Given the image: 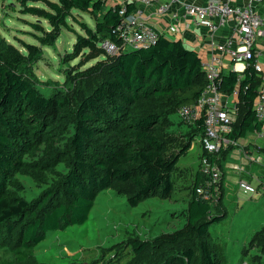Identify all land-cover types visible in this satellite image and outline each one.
Here are the masks:
<instances>
[{
  "label": "trees",
  "instance_id": "trees-1",
  "mask_svg": "<svg viewBox=\"0 0 264 264\" xmlns=\"http://www.w3.org/2000/svg\"><path fill=\"white\" fill-rule=\"evenodd\" d=\"M19 1L22 11L44 19L49 29L41 21L33 24L41 32L35 34L39 44L23 43L25 51L0 34V246H8L16 257L0 264H50L32 257L33 246L47 230L83 223L99 192L123 186L133 206L171 195L178 157L204 131L202 119L186 123L177 110L195 102L206 78L198 53L180 39L162 34L147 46L106 53L100 46L102 40L118 42L119 4L105 10V0H31L43 2L46 8ZM134 8V3L127 4V12ZM73 10L88 13L94 26L78 20L84 32L76 33L72 53L91 49L103 57L82 71L67 73L66 89L47 95L37 87L33 67L42 58V46L54 45L63 27L73 30L67 22L76 19ZM258 84L250 66L241 78L230 71L218 82L224 94L238 88V112L229 134L233 139L260 127L253 111ZM173 115L190 134L171 155L167 146L179 137L169 136L177 129ZM230 148L221 150L220 167ZM259 150L264 158V141ZM27 157L38 158L27 162ZM59 163L65 172L40 196L29 201L20 195L17 172L45 181L44 174L33 171L44 173ZM223 179L224 174L212 205L196 194L195 186L203 180L197 171L185 223L151 240L132 239L139 257L134 264H224L209 231L210 222L225 214ZM254 247L259 253L249 264H260L264 225L251 235L242 253Z\"/></svg>",
  "mask_w": 264,
  "mask_h": 264
},
{
  "label": "rangeland",
  "instance_id": "rangeland-1",
  "mask_svg": "<svg viewBox=\"0 0 264 264\" xmlns=\"http://www.w3.org/2000/svg\"><path fill=\"white\" fill-rule=\"evenodd\" d=\"M27 5L46 8L41 1L28 0ZM22 8L23 4L19 0H0V34L25 51L23 43L39 44L35 34L41 32L33 24L41 21L46 30L49 25L44 19L22 11ZM73 14L76 19L69 18L67 21L73 30L63 27L54 45L42 46V58L34 64L36 84L44 94H51L56 89H66L64 81L67 73L82 71L103 57L102 52L91 49L85 52L82 50L78 54L72 53L76 33L84 32L79 22L94 26V19L88 13L73 10ZM172 119L177 129L169 136L179 137L177 143L173 144L176 142L174 141L167 146L171 155L178 151L180 143L188 140L190 134L186 126L178 125L177 115H173ZM249 136L253 138L255 135ZM232 148L234 147L230 150ZM202 153L200 136L196 135L176 161L172 173L173 190L168 198L153 197L133 206L128 203L122 191L123 186L120 189L107 188L98 193L88 218L83 223L60 230H47L44 238L33 246L32 257L50 264H134L139 257L131 246L132 239L151 240L160 233L172 231L185 223L188 201ZM37 158L27 157L25 160L34 162ZM33 172L44 174L45 181L35 180L23 172L15 174L21 184L20 195L29 201L40 196L57 181L65 172V166L59 163L44 173ZM236 176L234 172L226 174L221 198L225 214L220 220L210 222L209 231L223 255L224 264H249L252 256L259 252L255 253L256 250L251 248L244 255L242 250L247 246L251 235L264 225V194H261V190L260 193L259 190L244 191L239 187ZM251 183L256 184L255 181ZM260 258V264H264V254ZM15 259V254L8 246H0V262H13Z\"/></svg>",
  "mask_w": 264,
  "mask_h": 264
},
{
  "label": "built area",
  "instance_id": "built-area-1",
  "mask_svg": "<svg viewBox=\"0 0 264 264\" xmlns=\"http://www.w3.org/2000/svg\"><path fill=\"white\" fill-rule=\"evenodd\" d=\"M135 0H121L119 14L121 23L117 26L118 42L110 39L101 41V48L108 54L116 55L127 48H138L155 42L159 32L146 22L140 10L127 12V4ZM142 4H157L158 13H165L171 4H180L184 12L196 22L213 32L218 28L228 26L232 35L222 43L214 45L211 55L202 60L206 84L192 104H185L178 108L177 114L186 123H193L202 119L203 134L200 144L203 153L199 160V172L203 180L195 186L196 194L202 200L214 205L220 194V182L223 174L217 160L221 150L228 147L239 148L244 162H233L232 171L238 176V185L246 192H256L259 189L264 194V158L260 153L261 145L255 144L254 151L249 153L238 145L237 139L229 134L237 115L238 88L231 94H224L218 86L222 77L220 65L222 56H229L233 63L232 71L237 72L239 78L244 70L250 66L259 79L253 111L260 127L252 133L264 141V60L259 46L264 40V16L260 15L252 4L241 6L232 5L230 0H206L205 4L184 3L181 0H137ZM173 30L174 28L171 27ZM237 64H242L238 68ZM255 163L262 169V174L254 175L255 185L242 177L246 172L245 165Z\"/></svg>",
  "mask_w": 264,
  "mask_h": 264
},
{
  "label": "crops",
  "instance_id": "crops-1",
  "mask_svg": "<svg viewBox=\"0 0 264 264\" xmlns=\"http://www.w3.org/2000/svg\"><path fill=\"white\" fill-rule=\"evenodd\" d=\"M181 1L184 3L195 4H205L206 2V0ZM120 2L121 0H105L104 9L106 10L115 4H119ZM132 3H134L135 9L140 10L146 22L152 25L160 34L166 36L169 39H180L188 48L195 50L202 60L207 59L211 55V53L215 51V44L222 43L226 38L232 35V30L228 26L218 28L213 32H209V30L204 26H198L196 22H194V20H192V18L184 12L183 7L178 3L171 4L165 13H158L156 3L142 4L137 0ZM230 3L236 6L252 4L256 11L260 15L264 16V0H230ZM171 27H173L174 29L172 30ZM259 46L262 50L261 59L264 60V40L260 42ZM237 67L242 68V64H237ZM232 68L233 63L231 62L229 56H222V63L220 65L222 75L232 71ZM249 134L253 133L248 132L244 137L237 138V142L238 145L242 146L245 150L251 153L254 151V145H262L263 140L261 139L262 141L259 142L260 138H257L256 136L250 138L251 136H249ZM233 162H244V158L239 152L238 147L232 148V150L228 154V158L226 159V161H222V167H220L224 174V179L222 180V189L224 185L223 182L226 180V174L228 172L233 173L232 169L230 168V165ZM246 163V172L241 176L253 182L255 181L254 175L262 174L263 171L255 163ZM261 194H263L262 191ZM254 249L256 250L255 253H257L258 248L254 247Z\"/></svg>",
  "mask_w": 264,
  "mask_h": 264
}]
</instances>
